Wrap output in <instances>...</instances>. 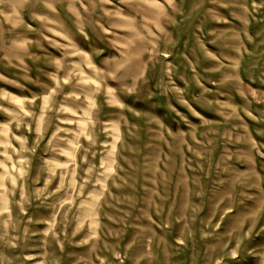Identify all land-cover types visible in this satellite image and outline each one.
Returning <instances> with one entry per match:
<instances>
[{"label": "rangeland", "instance_id": "obj_1", "mask_svg": "<svg viewBox=\"0 0 264 264\" xmlns=\"http://www.w3.org/2000/svg\"><path fill=\"white\" fill-rule=\"evenodd\" d=\"M0 264H264V0H0Z\"/></svg>", "mask_w": 264, "mask_h": 264}]
</instances>
